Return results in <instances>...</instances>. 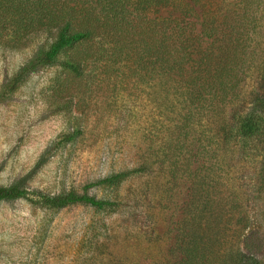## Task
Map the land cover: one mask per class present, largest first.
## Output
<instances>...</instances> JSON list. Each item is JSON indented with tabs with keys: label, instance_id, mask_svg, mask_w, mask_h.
<instances>
[{
	"label": "rangeland",
	"instance_id": "1",
	"mask_svg": "<svg viewBox=\"0 0 264 264\" xmlns=\"http://www.w3.org/2000/svg\"><path fill=\"white\" fill-rule=\"evenodd\" d=\"M37 48L16 51L0 44V93ZM69 56L37 69L0 101V187L52 196L74 191L111 206L46 209L25 199L0 201V264H177L192 193L187 176L169 171L162 158L142 164L149 149L143 136L154 131L157 112H149L138 83L135 89L99 75L95 64L72 74L63 68ZM261 95L263 81L247 80L241 100L212 126L214 132L220 136L224 123L242 113L235 111ZM224 145L212 146L220 157L212 163L220 162V176L238 190L243 206L234 213L222 261L264 264L263 145ZM142 165V173L115 187L100 184ZM247 238L252 251L244 248Z\"/></svg>",
	"mask_w": 264,
	"mask_h": 264
},
{
	"label": "trees",
	"instance_id": "2",
	"mask_svg": "<svg viewBox=\"0 0 264 264\" xmlns=\"http://www.w3.org/2000/svg\"><path fill=\"white\" fill-rule=\"evenodd\" d=\"M261 33L264 41V0H0L3 48L21 51L38 45L4 85L0 101L63 53H70L63 68L72 74L95 64L99 75L135 89L138 83L151 104L149 112H157L154 131L143 136L149 149L142 164L162 158L169 171L185 174L190 183L189 222L178 239L177 264H227L224 249L234 213L243 204L234 185L220 176V162L212 163L220 157L211 148L230 141L244 147L261 143L264 178V95L235 111L242 113L232 122H223L220 136L212 126L241 100L247 80L260 78L264 84ZM196 157L200 164L194 167ZM144 169L118 172L100 184L115 187ZM17 199L46 209L111 206L74 191L52 196L0 187V201ZM243 245L253 248L249 238Z\"/></svg>",
	"mask_w": 264,
	"mask_h": 264
}]
</instances>
